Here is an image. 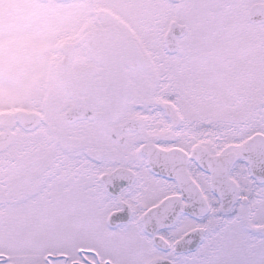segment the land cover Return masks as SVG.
<instances>
[{"label": "flooded vegetation", "instance_id": "af4514ba", "mask_svg": "<svg viewBox=\"0 0 264 264\" xmlns=\"http://www.w3.org/2000/svg\"><path fill=\"white\" fill-rule=\"evenodd\" d=\"M49 1L58 2H45ZM68 2L63 6L68 7ZM257 2L264 0H253L252 4ZM25 3L0 0V136L6 133V139H0V149L8 148L0 151V161L7 163L8 150L21 156L28 152L35 145L34 135L43 133L53 147L55 131H71L75 147L67 149L65 141L60 142L61 148L56 145V153L43 167L44 182L31 196H42L47 190V203L38 200L35 204L46 207L47 228L43 223L36 225L62 237L53 240L49 235L50 243L58 241L62 246L58 247L60 251L46 255L47 264H155L167 259L173 264H264V177L251 171L250 162L257 154L241 152L248 137L226 147L215 141L212 128L197 135L193 130H182L172 100H158L153 94L158 80L154 79L156 64L149 61L147 71L129 70L132 96L118 119L105 122V126L101 119L68 122L66 114L74 100L59 84L56 68L64 57L62 44L74 42L75 69L94 61L88 55L84 37L71 40L67 36V20L39 16L46 32L30 36L18 31L27 27L26 15L20 14ZM57 23L63 36L53 31ZM65 78L69 81V76ZM21 113L37 118L26 126L19 118ZM97 113H105V108L99 105ZM88 127L98 132L94 147L87 144ZM63 151L68 159L60 160ZM227 152L237 153L229 172L237 192L231 201V193L226 194L229 199L225 205L213 191L212 174L201 162L212 166V156ZM42 162L38 159L35 165ZM5 167L1 164L4 173ZM88 176L95 180L89 191L85 184ZM64 177L73 179L74 186L54 200L53 190L47 185ZM4 179L0 180L1 186ZM72 191L84 194L89 201L85 213L82 208L71 210ZM94 203L99 207L95 208ZM12 204L4 197L0 200V228H5L0 234V264L37 261L39 255L32 252V238H7L5 231L12 227L8 217L14 209ZM96 211L101 213L97 220ZM71 222L76 226L71 228ZM69 236L73 237V250L71 241L67 242ZM179 241L182 244L177 247Z\"/></svg>", "mask_w": 264, "mask_h": 264}, {"label": "rangeland", "instance_id": "374dc122", "mask_svg": "<svg viewBox=\"0 0 264 264\" xmlns=\"http://www.w3.org/2000/svg\"><path fill=\"white\" fill-rule=\"evenodd\" d=\"M20 1L26 2L24 12L20 14L26 15L27 27L18 31L28 32L30 36L47 31L38 20L39 16H56L62 22L69 21L67 36L71 40L83 37L93 23L109 21L118 23L120 27H132L133 35L157 67L158 84L153 87V94L158 100L166 97L172 100L182 130H193L197 135L212 128L215 141L226 144V147L240 144L254 131H264V115L260 116L264 112V24L249 23L247 14L252 0H182L178 3L170 0H84L83 3L71 0L68 7L55 1ZM175 18L187 23L190 31L182 39L180 51L169 56L164 51L163 36L170 20ZM59 27L57 23L53 31L63 36ZM9 101L6 104L9 105ZM86 134L87 144L93 147L98 144V132L94 128L88 127ZM32 137L35 145L30 146L28 152L21 156L8 150L7 163L0 161V180L5 178L3 186L0 185V200L4 197L13 203L10 207L14 208L9 211L12 227L5 231L7 238L14 241L15 238H32V252L39 255L37 261L21 264H47L46 255L60 251L58 247L62 246L58 241L50 243L49 235L53 240H61L62 237L53 230L38 229L36 225L43 223L47 228L46 207L41 204L35 206L38 200L47 203V190L44 189L42 196H31L44 182L41 180L43 167L50 163L57 146L62 147L60 142L65 141L67 149L75 146L70 130L55 131L53 147L43 133ZM7 149L3 147L0 151ZM38 159L43 164L35 165ZM1 164H6V173L2 172ZM64 179H55L47 185L53 190L54 200H59L68 187L74 186L73 179ZM85 184L88 191L92 190L95 180L88 176ZM69 197L71 210L82 208L85 213L89 201L86 202L84 194L73 192ZM93 205L99 207L98 204ZM100 217L101 213L96 211L94 219ZM75 226L71 222L70 227ZM3 229L0 228V234H3ZM72 238H67V242L71 241V250L74 248Z\"/></svg>", "mask_w": 264, "mask_h": 264}, {"label": "water", "instance_id": "95a60500", "mask_svg": "<svg viewBox=\"0 0 264 264\" xmlns=\"http://www.w3.org/2000/svg\"><path fill=\"white\" fill-rule=\"evenodd\" d=\"M172 1L179 2L180 0ZM248 17L251 23H263L264 3L258 2L253 4L249 10ZM188 31L189 26L187 24L181 23L178 20H172L170 22L164 36L165 49L169 54H175L179 51L180 39ZM84 38L88 53L95 61V64L88 65L80 70H74L73 59L75 46L73 43H64L62 44L64 57L56 67L59 84L75 99V103L67 112L66 117L68 122L86 118L90 120L100 118L102 125L105 126V122L115 121L120 117L123 106L130 100L132 87L128 77V67L133 70L140 69L147 71L149 65L138 42L130 36L128 31L120 29L113 24L94 28L85 34ZM97 64H101V67H97ZM95 66L98 70L95 69ZM66 71H69V75L66 74ZM98 74L99 76H97ZM66 76H69V81L66 80ZM97 105L105 107L107 113H97ZM19 118L21 121H24L26 126H30L35 122L37 116L21 113ZM125 129L133 128L125 126ZM5 136L6 133L2 134L0 139H6L4 138ZM241 152L257 153L259 160L256 162L251 160V171L253 175L264 177V172H262L264 170V133L257 132L251 135ZM192 156L196 158L194 154ZM214 157L216 159L215 164L219 165L220 163V165L216 169L212 167H206V169L213 177V191L219 195L226 205V194H228L226 184L228 186L230 185V191L236 189V184L233 188L234 181L229 179L228 172L232 163L236 160L237 153L229 152L226 154H218ZM253 159L256 160L255 158ZM186 173L190 177L187 166ZM176 174L174 173L173 175L176 176ZM182 174L184 175L185 172H182ZM101 179L105 182V175ZM233 192L232 195H234ZM232 197H230L229 201H231ZM202 198L204 199V197ZM181 244V241L176 243L177 247ZM155 264H173V262L167 260L158 261Z\"/></svg>", "mask_w": 264, "mask_h": 264}]
</instances>
